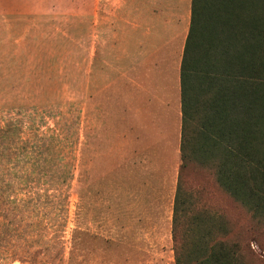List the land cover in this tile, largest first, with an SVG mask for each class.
Here are the masks:
<instances>
[{"label":"rangeland","instance_id":"1","mask_svg":"<svg viewBox=\"0 0 264 264\" xmlns=\"http://www.w3.org/2000/svg\"><path fill=\"white\" fill-rule=\"evenodd\" d=\"M190 8L191 0H0V125L23 115V138L32 139L27 113L37 106L52 112L38 120L43 131L74 141L68 152L51 146L42 170L18 142L5 180L15 181L9 196L36 226L19 233L29 247L17 250L16 240L17 256L0 264H175L178 75ZM162 46L170 55L156 67L166 71L169 95L153 104L149 58ZM28 172L35 179L22 183ZM190 184L228 222L224 241L245 245L254 236L264 247V224L211 171L192 174Z\"/></svg>","mask_w":264,"mask_h":264},{"label":"trees","instance_id":"2","mask_svg":"<svg viewBox=\"0 0 264 264\" xmlns=\"http://www.w3.org/2000/svg\"><path fill=\"white\" fill-rule=\"evenodd\" d=\"M180 83L181 164L172 216L175 264H256L264 258L261 242L254 236L245 245L224 241L228 222L201 204L190 183L192 174L211 171L216 185L258 225L264 224V0H191ZM33 107L34 113H27L32 139L23 138V115L0 125V260L17 256L16 240L23 241L17 250L29 247V238L19 233L24 226L26 231L36 226L9 196L15 181L5 180L13 176L6 162L19 160L18 142H27L25 158L40 170L51 146L68 152L74 144L59 136L60 129L46 126L43 131L38 120L47 121L52 112ZM26 174L22 183L35 179ZM71 178L70 168L66 182Z\"/></svg>","mask_w":264,"mask_h":264},{"label":"crops","instance_id":"3","mask_svg":"<svg viewBox=\"0 0 264 264\" xmlns=\"http://www.w3.org/2000/svg\"><path fill=\"white\" fill-rule=\"evenodd\" d=\"M189 22H190V20H189ZM187 29H189V27H187ZM187 33H188V31H187ZM185 40L182 42V50H181V54H180V58H179L180 59V61H179V75H178V88H179L178 91H179V100H180V104L179 105H181L180 67H181V60H182ZM163 46L161 48H164ZM169 55H170V52L167 51V48H164V49H159L158 52L156 51L153 54V57L150 56V58H149L150 63L154 64L153 68H150V71H149V73H151V75L149 76V78H151V82H150L151 85H149V87H148V90H149V101H153V104H156V102L160 98V95H162V97L165 100L167 99V97L169 95V93H168L169 92V83H168L169 81L167 80L168 78H167L166 71H164L162 73V75H158L159 73H158L157 67H156V64L158 62H160V64L163 63V62L167 63ZM179 116H180L179 118L181 120V118H182L181 110L179 112Z\"/></svg>","mask_w":264,"mask_h":264}]
</instances>
